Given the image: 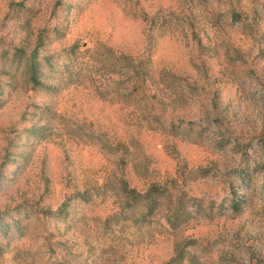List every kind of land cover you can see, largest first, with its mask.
<instances>
[{"label": "rangeland", "instance_id": "rangeland-1", "mask_svg": "<svg viewBox=\"0 0 264 264\" xmlns=\"http://www.w3.org/2000/svg\"><path fill=\"white\" fill-rule=\"evenodd\" d=\"M0 264H264V0H0Z\"/></svg>", "mask_w": 264, "mask_h": 264}, {"label": "trees", "instance_id": "trees-1", "mask_svg": "<svg viewBox=\"0 0 264 264\" xmlns=\"http://www.w3.org/2000/svg\"><path fill=\"white\" fill-rule=\"evenodd\" d=\"M33 68H34V66H33Z\"/></svg>", "mask_w": 264, "mask_h": 264}]
</instances>
